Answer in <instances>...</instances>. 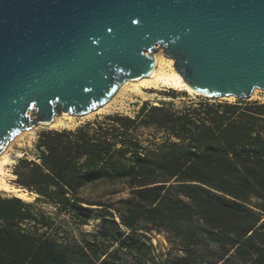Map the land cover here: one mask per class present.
I'll return each instance as SVG.
<instances>
[{"label":"trees","instance_id":"trees-1","mask_svg":"<svg viewBox=\"0 0 264 264\" xmlns=\"http://www.w3.org/2000/svg\"><path fill=\"white\" fill-rule=\"evenodd\" d=\"M140 129L159 131L161 144L146 150ZM33 146L35 159L16 160L12 183L34 202L0 194V264H156L150 232L180 253L167 264H264V102L178 111L143 101L133 117L40 131ZM100 180L121 183L126 196H80ZM40 201L83 224L95 215L99 231L82 243L38 234L37 225L51 227L33 209Z\"/></svg>","mask_w":264,"mask_h":264},{"label":"water","instance_id":"water-1","mask_svg":"<svg viewBox=\"0 0 264 264\" xmlns=\"http://www.w3.org/2000/svg\"><path fill=\"white\" fill-rule=\"evenodd\" d=\"M158 48L191 88L250 99L264 90V0H0V153L103 105Z\"/></svg>","mask_w":264,"mask_h":264},{"label":"rangeland","instance_id":"rangeland-1","mask_svg":"<svg viewBox=\"0 0 264 264\" xmlns=\"http://www.w3.org/2000/svg\"><path fill=\"white\" fill-rule=\"evenodd\" d=\"M158 53L164 59L169 58L162 53L161 48H158L154 54ZM166 59V60H167ZM171 59V58H170ZM173 62V60H172ZM175 90L177 98H171L165 95L167 91ZM245 101L257 100L264 102V90L254 89L251 93L250 99H243ZM143 101H148L150 104L156 105L160 101H171L174 109L178 111L184 110L186 106H196L199 103H234L237 101L235 97H203L179 88L160 87L148 88L143 92L133 91L131 87L125 86L118 93L106 103V105L97 111H90L88 114L82 116L70 115V117L60 118L61 123L57 127H50L45 124H38L29 130H23L13 139L9 141L4 150H6V157L9 162L5 166V180L8 183L7 190L0 188L2 195H17L19 194L24 201L34 202L35 194L29 193L27 190L16 187L12 181L14 175L12 173L13 165L16 160L22 157L27 159H35L36 151L34 150V141L40 131L48 129H73L76 126L83 124L87 121L101 119L106 114H121L133 117ZM35 113L30 111V116ZM137 137L141 141V145L146 150L153 149L156 144H161L163 136L159 131L152 129H140L136 132ZM174 139H170L173 141ZM143 152V151H142ZM7 171V172H6ZM121 183L111 184L108 181L100 180L93 182L80 190V196L88 199H93L102 196L111 191H118V193L106 196L104 199L111 202H116L121 197H125V191L122 190ZM15 190V191H14ZM33 209L43 213L51 221V227H44L37 225L38 234L45 237L54 239L58 242H75L82 243L84 240H91V233L97 234L99 231V220L95 215L91 216L84 224L80 223L77 218L72 217L68 211L61 212L59 208L53 204L43 201L34 203ZM28 228L33 226L29 225ZM151 253L156 264H167L174 260L176 249H173L169 242H167L165 235L158 232H150ZM180 254V253H179ZM147 260L148 264H152Z\"/></svg>","mask_w":264,"mask_h":264},{"label":"bare ground","instance_id":"bare-ground-1","mask_svg":"<svg viewBox=\"0 0 264 264\" xmlns=\"http://www.w3.org/2000/svg\"><path fill=\"white\" fill-rule=\"evenodd\" d=\"M166 59L167 58L164 59L158 53L154 54V67L152 71L144 77L125 79L122 82V84L119 86L116 93H118L125 86L131 87L132 90L136 92H143L144 89H148V88L156 89L160 87H170V88H179V89L187 91L188 93H192L198 96L211 97L210 95L201 93L191 88L185 82L182 75L174 69L172 59L170 58H168L167 60ZM228 97L230 98L232 96H228ZM108 101L106 103H108ZM106 103H104L101 106L96 107L92 111H97L99 109H102L106 105ZM70 115H71L70 113L61 112L59 115H55L53 119L49 121L48 123H38V124H45L50 127H57L61 123L60 118L70 117ZM8 162L9 160L6 157V150H3L0 153V188H4L6 190L8 188V183L5 180V166L7 165ZM15 196L21 198L19 194Z\"/></svg>","mask_w":264,"mask_h":264}]
</instances>
